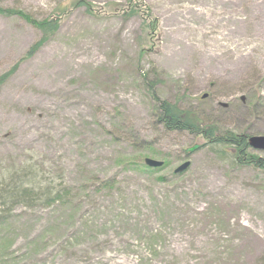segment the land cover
Segmentation results:
<instances>
[{"label": "rangeland", "instance_id": "374dc122", "mask_svg": "<svg viewBox=\"0 0 264 264\" xmlns=\"http://www.w3.org/2000/svg\"><path fill=\"white\" fill-rule=\"evenodd\" d=\"M87 1L0 0L60 22L45 38L0 14V178L31 167L70 196L0 225V264H264V168L186 156L204 141L161 128L149 94L156 78L162 100L238 133L259 93L264 136V0ZM143 155L170 162L150 174ZM110 178L113 191L89 188Z\"/></svg>", "mask_w": 264, "mask_h": 264}, {"label": "trees", "instance_id": "16d2710c", "mask_svg": "<svg viewBox=\"0 0 264 264\" xmlns=\"http://www.w3.org/2000/svg\"><path fill=\"white\" fill-rule=\"evenodd\" d=\"M71 1L73 7L83 8L87 12H90V3L87 0ZM0 14L5 16L14 14L26 18L42 32L45 38L51 36L60 24L58 20L36 21L31 17H25L19 11L9 9H0ZM145 25L146 23L143 24V26ZM147 30L150 36L154 38L156 25L149 24ZM149 76V72L144 75L143 81L145 84L148 82ZM155 79L149 83V94L154 105V118H156V122L161 128L169 133H186L193 137L194 140H203L204 144L200 148L209 149L221 158L228 159L234 164L264 168L263 161L254 154L255 151L250 148L248 143L249 137L257 134L254 126L261 118L257 108L262 98L259 93H254L252 97V99L254 98V105L251 109L248 108V103L244 105L246 115L243 116L244 123L242 129L237 133L230 130H223V127L216 119H212L204 113H201L198 108L196 109L183 99L175 98L173 102L162 100L156 92L159 80ZM146 144L145 142L143 143V145ZM149 149L150 146L147 150L149 151ZM185 153L188 156L186 151ZM141 158L144 160L145 155ZM169 162L166 159L164 166L156 170L147 168L144 162H142L140 168L150 174H156L163 171ZM34 172L35 170L31 167H21L13 173H7L4 177L0 178V206L6 209L5 212L0 214V225L4 226V224H8L19 208L30 210L49 207L54 204L64 205L67 203L70 196H66L63 191L55 192L50 187H44L40 183L41 181L37 179V176L34 175ZM160 179L163 180V177ZM89 182L91 183L89 185L90 189L96 187L98 190L103 191H113L118 185V182L113 178L98 179L95 181L91 179Z\"/></svg>", "mask_w": 264, "mask_h": 264}, {"label": "water", "instance_id": "95a60500", "mask_svg": "<svg viewBox=\"0 0 264 264\" xmlns=\"http://www.w3.org/2000/svg\"><path fill=\"white\" fill-rule=\"evenodd\" d=\"M206 97V96H205ZM249 146L256 150V151H264V136H253L250 137L248 140ZM198 147H195L194 149H192L191 151L196 150ZM145 164L149 167V168H153V169H157L163 166L162 162L159 161H155L152 159H146L145 160ZM191 163L190 162H185L182 165H180L176 170H175V174H182L185 171H187V169L190 167Z\"/></svg>", "mask_w": 264, "mask_h": 264}]
</instances>
